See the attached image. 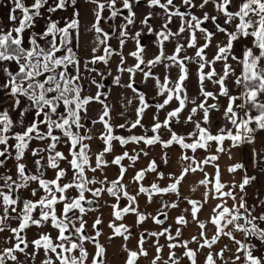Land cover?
Returning a JSON list of instances; mask_svg holds the SVG:
<instances>
[{
    "label": "snow or ice",
    "instance_id": "obj_1",
    "mask_svg": "<svg viewBox=\"0 0 264 264\" xmlns=\"http://www.w3.org/2000/svg\"><path fill=\"white\" fill-rule=\"evenodd\" d=\"M85 2L95 5L92 9L94 22L87 29L96 34L89 59L78 54L81 37L78 0H32L30 5H26L25 0H8L11 5L8 24L0 21V75L3 77L0 101L8 105L0 106V168H5L9 160L15 162V177L8 173L0 175V233H11L6 238L10 246L0 251V264H23L18 253L35 261L41 251L44 257L40 264H107V248L100 242L103 233L98 227L103 221L99 216L95 218L90 235L85 219L88 213L96 210L92 206L105 194L115 201L109 205L113 222L108 225L112 230L108 239L122 237L125 241L122 245L127 253L124 264H138L141 257L150 256L145 247L148 238L153 239L155 248L149 264H182L183 258L189 264H199L200 255H203V264H264V199L257 194L256 201L249 204L246 191L257 177L249 176L245 164L237 162L227 171L230 174L242 171V180L226 182L219 164L222 155L232 159V149L254 146L257 133L264 131V0ZM142 3L150 10L160 11H148L139 20L141 28L133 33L131 28L138 19L136 9ZM0 6L7 5L0 0ZM209 6L211 11L206 10ZM69 7L73 9L71 17H55ZM105 11L109 13L107 17L103 16ZM154 17L161 21L159 29L150 23ZM118 18L122 23L119 26L112 23L109 27L113 35L119 28L116 35L119 51L111 47L108 41L112 37L101 27L102 20L114 22ZM176 21L178 24L173 30L171 25ZM145 34L155 36L153 43L158 52L152 58H146L147 46L142 44ZM218 34L223 38L218 40ZM128 40L135 44V50L128 53L135 61L131 66H126L123 54ZM166 42L173 44L171 54ZM101 46L103 54L97 55ZM213 48L209 56L208 50ZM188 50H192V54ZM113 55L120 57L116 71L128 74L127 83H121V76L116 75L113 84L130 89L139 102L134 120L129 121L124 112L120 113L126 121L122 124L112 122L113 107L106 102L108 93L102 91L104 83L97 81L95 76L85 82L82 74L83 69L105 79L104 73L92 66L98 63L108 66ZM190 65L196 66L194 74ZM157 66L164 70L162 77L154 71ZM172 69L177 70L175 79L170 74ZM108 74L112 75L111 71ZM137 74L141 76V83L153 81L155 95L151 99L155 103H150L146 93L134 86ZM193 75L197 81V95L190 96L187 82ZM206 82H210L214 90H207ZM93 85L96 92L86 94ZM221 98L227 100L223 109ZM93 103L102 105L95 118L90 115ZM127 104H132L131 98ZM153 108L152 122L146 125L143 121ZM161 111H165L163 120L160 119ZM13 112L17 113L15 119ZM184 113L187 114L182 116ZM213 113H220L223 120L215 133L212 128L217 117ZM97 124L101 128L94 132ZM186 125H192L186 133L175 129V126ZM137 128L143 129V133L134 134ZM117 129H124L129 135H118ZM162 130L168 134L167 139L163 138ZM97 140L102 147L93 152L92 142ZM34 141L37 142L35 147L32 146ZM226 141L230 142L227 147ZM117 143L122 149L130 144L144 147H137L132 153L124 150L114 154ZM61 144L67 148V154L58 150ZM156 145L165 151L159 161L152 158L147 167L135 172L133 181L137 191L130 193L123 183L129 167L141 156H150L148 149ZM173 146L180 149L177 160L180 170L166 174L161 165L170 164L171 157L166 150ZM200 150L205 154L203 157L196 155ZM29 154L33 158L32 169L23 162ZM262 157L264 152L253 147L254 166L264 163ZM125 161L130 164L126 165ZM62 162L68 167H61ZM110 166L118 169L112 180L105 171ZM206 166L213 167L211 175ZM48 169L55 171L54 179L46 178ZM259 170L264 172V167ZM197 172L203 174L199 180V186L205 189L202 198L184 197L182 182ZM149 173L155 174L158 181L166 180V186L158 182L145 186L143 181ZM33 183L37 187L31 189V196L37 197L40 190L43 195L36 200L21 199L20 192ZM192 191H196L195 186ZM141 196L146 198L147 205L157 203L156 197L161 198L155 215L140 210ZM165 196L175 199L165 200ZM122 200L126 201L124 206H121ZM213 200L217 203L211 208L207 221L213 226V235L209 237L206 223L198 214ZM181 203H187L190 211L186 207L175 217L174 231L171 225L164 227L169 211L178 209ZM58 205L61 206L59 210ZM37 209L38 218L33 216ZM129 214L136 217L137 226L148 219L160 226L159 231L145 230L139 234L137 250L127 246L133 235L130 226L115 223ZM189 214L200 232L186 240L182 237ZM9 220H16L17 226L7 225ZM48 223L57 230L55 238L41 233L31 241L27 239L28 229ZM237 233L243 238L237 239ZM222 237L234 248L225 244L215 250L214 246ZM161 238L166 243H160ZM191 244L197 247L192 248ZM88 245L94 246V252H89ZM165 248L168 249L166 259ZM176 249H183L182 255ZM205 249L207 251H202ZM225 253L232 255L226 258Z\"/></svg>",
    "mask_w": 264,
    "mask_h": 264
},
{
    "label": "crops",
    "instance_id": "obj_2",
    "mask_svg": "<svg viewBox=\"0 0 264 264\" xmlns=\"http://www.w3.org/2000/svg\"><path fill=\"white\" fill-rule=\"evenodd\" d=\"M77 6H78L79 11H80V21H81V29H80L81 37H80V47L78 49V54L83 59H89L91 57V48L93 47V40H94V37H95L96 34H95L94 31H91V32L87 31V29L90 28L91 24L94 22V16L92 14V9L95 7V5L88 4V3L85 2V0H78V5ZM206 10L211 11L212 10L211 6H209ZM144 12H145L144 13V15H145V14H147L148 10L144 11ZM154 12H156V11H154ZM108 15H109V13L107 11H105L103 13V16H105V17H107ZM143 16L138 19V23L136 24V26L134 25V28H133V31H132L133 33L141 28L139 20L142 19ZM157 19H158L157 17H154L151 20L152 22H150V23L155 28L159 29L160 24L158 23ZM121 23H122V20L120 19L118 21V25L117 26H119ZM118 32H119V28H118ZM145 32H146V30H145ZM117 35H118V33H117ZM142 38H144L145 41H146L147 57H152L153 54L158 52V49H157L156 45L153 43L155 41V36H151L150 37V36L145 34ZM108 43L111 46L114 45L116 47V49L120 50L119 49V42H118L116 36L114 38H111L108 41ZM102 48H103V46H101V50L96 53L97 55H102L103 54ZM134 50H135L134 42L132 40H128L127 43L125 44L124 48H123V54H124V56L127 59V65L126 66H131V65L134 64L133 58L128 55L129 52L134 51ZM167 51H169V47H167ZM111 71H112V75H111L112 78L114 76H116V75H120L121 76V83H127L128 82V74L127 73L120 74V73H118L116 71V69H112ZM159 71H158V75H160L162 77L164 72H163V70L161 68L159 69ZM92 76H95L97 81H99L101 79V77L98 76V75L93 74ZM2 79H3V77H2V75H0V80H2ZM87 80L88 79H86L85 82H87ZM86 87H87V84H86ZM230 87H231V84H230ZM207 90H209V91L214 90V86L211 85L210 83H207ZM95 92H96V88L93 85V86L90 87L89 91L86 92V94H94ZM2 96H3V93H0V97H2ZM130 98L132 99V104L128 105L127 104V100L130 99ZM106 102L113 107V111H112V116H113V121L112 122H113V124L125 123L126 122L125 121V116L127 117V119L129 121H131L132 120V115H133V113H135V109L138 106V102L136 101V98H134V95L131 92V90L130 89H126V88H122V87H119V86L117 88H115L112 92L110 91ZM209 102L212 103L213 101H209ZM220 103H221L222 109H223V106L226 105L227 100L225 98H221ZM1 104H5V103L3 101H0V105ZM101 108H102L101 104L93 103L92 105H90V109H91L90 115L93 118L97 117L98 114L100 113ZM121 112H124L125 116H121L120 115ZM152 112H154V110L153 111H149L147 113V115L145 117L146 123H148V122L151 123L152 122L151 121ZM163 115L164 114L161 111L160 112V119L161 120H163L164 117H165ZM213 115H215L217 117V119L214 121V123H216V125H217V128L215 129V132H216L218 130V128L223 124V120L220 118V113H213ZM187 126L189 127V125L180 126V127L181 128H187ZM100 128H101V125H99V124L95 125L94 132L99 131ZM182 130H187V129H182ZM125 132H126V130H124V129H117L116 134H121V135H125L126 136ZM184 133H186V132H184ZM162 134H163V138L164 139L168 138V134L167 133H162ZM260 136L263 137V138H260L261 141H258L256 143V145H254V146L252 145V147H250L248 145H244V146H242L240 148L232 149V151H231L232 159H229V156L226 155V154L221 156V159L219 160V164H220V167H221L222 177H223L224 181L231 183L235 179L238 182H240L242 180V176H243V172L242 171H239L237 173L238 174L237 176L235 174H232V176L230 175V178L232 179V180L230 179V181L228 180V177H226L227 174H226L225 171L227 170V168L230 165H233V164H235L237 162H242V163L246 164L247 162L252 161L250 159V157H252L253 147H255L258 151L261 150V152H264V135L260 134ZM229 143L230 142L226 141L225 146L227 147ZM99 145H102L100 141H98V140L97 141H93L92 142V151L93 152L98 151L100 147L99 148H97V147ZM148 150L152 151L151 153H155V154H157V152L162 154V151H165L159 145H156L154 148L148 149ZM166 151L169 154L172 153V156L175 153H179L178 155H180L179 146H173L172 148H170V149H168ZM237 151H239V155H240V157L237 156V158L240 161H238V159L235 160V158H236L235 155L236 154L238 155ZM116 154H119V153H116ZM196 155L198 157H203L205 154L203 153L202 150H200V151H198L196 153ZM10 162H11V160H9L7 162L6 166H9ZM23 162L27 163V160L25 159ZM125 164L127 165V163H125ZM222 164H223V167L221 166ZM142 167L143 166L132 165L131 167H129V170H128V172L125 175L123 183L127 185L128 191L130 193L134 194L137 191V184H136V182L133 181V176H134L135 172L137 170H139V169H142ZM161 170H163L167 174L169 172H178L180 169L177 170V171H173V170H171V169H169L167 167H162L161 166ZM252 170H254L253 167H252ZM105 171L107 173L108 179L112 180V179L116 178L118 169L116 168V166H110ZM206 171L211 175L214 172V169H213L212 166H206ZM196 174H198V176ZM191 175H193V174H191ZM234 176H235V178H234ZM202 178H203V174L199 173V172L195 173L193 176H189V180L188 181L185 180L184 182H182V188H181L182 195L184 197H187V198H190V199L200 200L202 198V196H203L204 191H205L203 186H199V180L202 179ZM156 181H157L156 175L152 174V173H149V174L146 175V178L143 181V183L145 184V186H148L151 182H156ZM166 183H167L166 180L163 181V185L162 186H166ZM194 186L196 187V191L195 192L192 191V188ZM169 199L170 200H174L175 197L174 196H169ZM143 200H146V198L144 196H141L139 198L140 210L143 211V212H147L143 208L144 207ZM105 202H107V203H105ZM114 202H115L114 199L106 194L104 200L101 202V205H102L101 214L104 213V214H108V215L111 214L112 215V208L109 205L114 203ZM215 203H217V201H215V200L211 201L209 204L205 205V207L202 209V211L198 214L199 219L206 223L207 234H208L209 237H211L213 235V226L210 223H208L207 221H208V217H209V215L211 213V208L214 206ZM124 204H126V201L122 200L121 201V206H124ZM186 207L189 208V211H190V206L187 205V203H181L179 208H178V210H177L178 213L175 214L170 219L171 221H167V223H165L164 227H167L166 224L167 225L168 224L169 225H173L174 224L173 221H174L175 217L180 215L181 214V210L186 208ZM147 213H152L153 215H155L156 214V208L150 210ZM120 223H123V224H126V225L130 226L131 231L133 233V235L131 236L133 241L137 240L136 239V233L137 232L148 230L147 228L154 226V223L152 222L151 219H148L143 224L137 226L136 225V217L134 215H132V214H129V215L125 216L122 221H117L116 222L117 225H119ZM190 225L193 226L196 229L199 228L197 223L194 222V221L190 222ZM194 235H198V234H192L191 235L188 232V230H187L184 236H185L186 239H190ZM241 237H242V235H241ZM107 238H108V236H107ZM120 238H122V237H120ZM185 238H183V239H185ZM152 243H153V241H152ZM152 243L148 247L149 252H150V256L148 258H142V260L150 261L152 256L155 255V248L153 247ZM160 243H162V244L166 243L164 238H161ZM220 245H222V244H220ZM220 245H218V246H220ZM224 245L225 244H223L222 247ZM191 247L192 248H196L197 245L196 244H192ZM230 247L234 248V245H232L231 242H230ZM202 251H204V250H202ZM230 255H232V253H226L225 257L227 258ZM198 259H199V264H203V259H204L203 255H200ZM182 264H189V262L187 261L186 258H183Z\"/></svg>",
    "mask_w": 264,
    "mask_h": 264
},
{
    "label": "flooded vegetation",
    "instance_id": "obj_3",
    "mask_svg": "<svg viewBox=\"0 0 264 264\" xmlns=\"http://www.w3.org/2000/svg\"><path fill=\"white\" fill-rule=\"evenodd\" d=\"M137 14H138V19L140 18V17H142L143 15H144V11H156V12H159L160 10L159 9H152V10H150V9H148L146 6H144L143 5V3H142V5L141 6H139L137 9ZM197 14L199 15L200 13L199 12H197ZM158 19V23L160 24L161 23V21H160V19H159V17H157ZM138 19H137V23H138ZM120 19L118 18L116 21H107V20H102L101 21V27L106 31V32H108L109 33V35L112 37V38H114L116 35H117V33H118V27H117V33H116V35H113L112 34V29L109 27V25L110 24H112V23H115L116 25H118V21H119ZM150 22H152V21H150ZM136 23V24H137ZM222 23V22H221ZM136 24H135V26H136ZM177 24H178V21H176V22H174L173 23V25H171V27L173 28V30H175L176 29V27H177ZM133 28H134V26H132V28H131V31H133ZM223 37H222V34H218V36H217V39L219 40V39H222ZM142 44H144V45H146V41H145V39L144 38H142ZM166 46L167 47H169V51H168V53L169 54H171L172 53V51H173V44L172 43H170V42H166ZM114 50H117V51H119L118 49H116V47L113 45V46H111ZM188 52H189V54H192V50H188ZM213 52H214V48L213 49H210V50H208V54H209V56H211L212 54H213ZM146 58H152V57H146ZM119 60H120V57L119 56H117V55H113V57L111 58V60H110V62H109V65L108 66H105L104 64H102V63H98V64H96V65H93L92 67H95V68H97L100 72H102V73H104V77H105V79H100L99 80V82H102V83H104V89H102V91H104V92H107L108 93V95H109V93H110V91L112 92L115 88H117L118 86L117 85H115V84H113V78L111 77V75H109L108 73H109V71H111L112 69H117V64L119 63ZM133 62L135 63V61H134V59H133ZM162 69L163 70V68L161 67V66H157V68L154 70L155 71V73L156 74H158V71H159V69ZM217 68H218V70H219V65H217ZM190 69H191V71L193 72V74L195 73V71H196V66L195 65H190ZM160 72V71H159ZM163 72H164V70H163ZM176 72H177V70L176 69H172L171 70V77L173 78V79H175L176 78ZM111 73H112V71H111ZM82 74H83V76L85 77V81H86V79H89L90 78V76H92L93 74H95V73H91V74H89L88 72H86V71H83V69H82ZM188 83V92H189V95L190 96H195V95H197V81H196V78H195V75H193L192 76V78L187 82ZM207 83H210V82H206V84ZM211 84V83H210ZM137 89H138V91H142V92H144V93H146V98L149 100V102L150 103H155V101H153L151 98L155 95V90H154V88H153V81L152 80H149L148 82H147V84H144V83H141V76H140V74H137V76H136V83H135V85H134ZM134 95V94H133ZM102 99H103V97H102ZM136 101L138 102V98H136ZM139 103V102H138ZM2 105V104H1ZM5 105H7V103H5ZM154 110V108L153 109H149V111H153ZM148 111V112H149ZM162 113L164 114L163 116H165V111H162ZM187 113H184V114H182V116L183 115H186ZM147 115V114H146ZM197 118H199V117H197ZM135 119V113H133V115H132V120H134ZM143 123H145L146 125H150L151 123H146V120H144L143 121ZM192 128V125H189V127L187 126V128H181L180 126H175V129L178 131V132H187V131H189L190 129ZM217 128V125H216V123H214V126H213V128H212V131H213V133L215 132V129ZM182 129H187V130H182ZM133 133L134 134H136V135H140V134H142L143 133V129H140V128H137V129H134L133 130ZM162 133H166V132H163V130H162ZM125 134H126V136L127 135H129V133L126 131L125 132ZM118 135H121V134H118ZM149 135H151V133H149ZM258 135H260V133H257V136ZM125 136V135H124ZM99 147H102V145H99L97 148H99ZM137 147H144L143 145H139V146H137V145H134V144H130V145H128V146H126V149H122V148H120V146H119V144L117 143L116 144V152L114 153V154H116V153H121V152H123L124 150H128L130 153H132V150L133 149H135V148H137ZM150 151V150H149ZM152 151H150V156H148V157H143V156H141L140 157V159L136 162V164H135V166H143L144 168L145 167H147V165H148V162L152 159V158H156L158 161H159V158H160V153H158L157 152V154H155V153H151ZM260 152H261V150H260ZM169 154V153H168ZM179 153H175V154H173V156H172V153L171 154H169V156L171 157V160H170V164L168 165V166H163V165H161L162 167H167V168H169V169H171V170H173V171H177V170H179L180 169V164L179 163H177V160H178V157H179V155H178ZM252 158V157H251ZM109 159H111V156H110V158ZM262 159H264V157H262ZM124 163H127V164H130V162L129 161H125ZM13 163L12 162H10V165H9V168H10V166L12 165ZM27 166H28V168L29 169H32L33 168V166H29L28 164H27ZM222 167H223V164L221 165ZM245 166H246V170H247V174L249 175V176H256L257 177V180L256 181H254L250 186H248L247 187V189H246V191H247V195H248V202H249V204H252V203H254L255 201H256V195L258 194L259 195V198L260 199H264V174L263 173H261L257 168H256V166H254L253 165V163H252V161H250V162H247L246 164H245ZM251 166V167H250ZM142 167V168H143ZM252 167L254 168V170H252ZM8 168V169H9ZM11 171L10 172H7L8 174H12L14 177H15V166H14V168H13V171H12V169H10ZM13 172V173H12ZM226 172V174H227V176L226 177H228V180L230 181V175L232 176V174H230L227 170L225 171ZM239 171H237L236 173H235V175L237 176ZM198 173V172H197ZM194 175V174H193ZM193 175H190V176H193ZM197 176H198V174H196ZM234 178H235V176H234ZM186 181H188L189 180V176L185 179ZM232 180V179H231ZM156 182H158V183H160L161 185H163V181H156ZM234 182H236V183H239L238 181H236V179L234 180ZM0 183H2V181H0ZM33 186H37L36 184H31V186H30V188L29 189H26V190H31V187H33ZM26 190H23V191H26ZM25 193V192H24ZM23 193V196H22V198L23 199H32V200H36V199H38V198H36V197H34V198H31L30 196H28L26 193L24 194ZM156 199V201H157V203H153V204H151V205H147L146 204V200H143V205H144V210L145 211H147V212H149L150 210H152V209H157L158 207H159V200L161 199L160 197H156L155 198ZM163 199H165V200H170L169 199V196H165V197H163ZM145 203V204H144ZM228 203H229V205H231V203H232V201L231 200H229L228 201ZM101 204V203H100ZM99 206V204L97 203V207ZM96 207V208H97ZM102 207V206H101ZM95 208V209H96ZM101 210H102V208L100 209V211L98 212V214H96V215H94V216H92L89 220H88V223L87 224H89V226H91L92 225V223L94 222V220H95V218L97 217V216H99L101 219H102V221H103V223L101 224L102 225V232L104 231V234H106L108 237L110 236V235H112V230L108 227V225H109V223L110 222H113V216L111 215V214H101ZM177 210L178 209H173V210H170L169 211V219L167 220V221H171L170 219L175 215V214H177L178 212H177ZM39 212V209H37L34 213H33V215H35V214H37ZM187 219L189 220V223H188V225L183 229V237L182 238H185V233H186V231L188 230V232L192 235V234H199V232H200V229L199 228H194L193 226H191L190 225V222H193L192 221V219H191V216H190V214L189 215H187ZM117 221H115V223H116ZM153 222V221H152ZM154 223V222H153ZM167 223V222H166ZM173 223H174V221H173ZM174 225V226H173ZM173 225H171V226H173V231L175 230V227H176V225L175 224H173ZM165 226V225H164ZM166 226L168 227L169 226V224L167 225L166 224ZM100 228V227H99ZM148 230L147 231H159L160 230V226H158V225H156L155 223H154V226L153 227H149V228H147ZM145 231V230H144ZM144 231H141V232H144ZM141 232H137L136 233V239L138 240V237H139V234L141 233ZM241 235L242 234H240V233H237V239H242L243 237H241ZM186 239V238H185ZM137 240L136 241H133V239L132 238H130L128 241H127V246L130 248V249H132V250H137ZM187 240V239H186ZM107 241L108 242H106V244H105V247L107 248V255H108V258H107V264H124V260H125V258H126V256H127V253H125L123 250H122V245L125 243V241H123V238H120V237H116V238H114L113 240H109L108 238H107ZM152 241H153V239L152 238H148L147 239V243H146V245H145V247H149L150 246V244L152 243ZM153 244V243H152ZM220 244H228L229 246H230V241L226 238V237H222L219 241H218V243L214 246V249L215 250H219L221 247H222V245H220ZM192 245V244H191ZM190 245V246H191ZM218 245H220V246H218ZM88 247V250H89V252H94V246L93 245H88L87 246ZM176 251L178 252V254H181L182 255V252H183V249H176ZM204 251H207L206 249L204 250ZM167 253H168V249L167 248H165L164 249V253H163V255H164V258L166 259L167 258ZM226 254V253H225ZM142 258L143 257H141L140 258V260L138 261V264H149V261H145V260H142ZM183 260V259H182Z\"/></svg>",
    "mask_w": 264,
    "mask_h": 264
},
{
    "label": "rangeland",
    "instance_id": "obj_4",
    "mask_svg": "<svg viewBox=\"0 0 264 264\" xmlns=\"http://www.w3.org/2000/svg\"><path fill=\"white\" fill-rule=\"evenodd\" d=\"M2 3H3V5H7V6H6V7H5V6H0V21H2L5 25H7V24H8V21H7V14H8V10H9V8L11 7V5L8 4V0H2ZM25 3H26V5H30V4L32 3V0H25ZM72 12H73V9H72L71 7H69L68 10H67L66 12H65V11H60V12L56 13V14H55V17H56V18H59V17H71ZM17 15H20V13L18 12ZM41 23H42V22H41ZM62 23H63V22H62ZM254 114H255V113H254ZM12 116H13V118L15 119L16 116H17V113H16V112H13V113H12ZM259 133L264 135V131H261V132H259ZM260 138H263V137L260 136V135H258V136H257V142H258V141H261ZM257 142H256V143H257ZM44 143H47V141H45ZM36 144H37V142L34 141L32 146L35 147ZM255 145H256V144H255ZM248 146L252 147V145H248ZM58 150L63 151V152H65V154H67V148H66L63 144H61V145L58 146ZM246 150H247V149H246ZM237 152H238V155H237V154L235 155V156H236L235 160L238 159L237 156L240 157V155H239V151H237ZM109 158H110V157H109ZM248 158H249V157H248ZM250 159L252 160L251 157H250ZM26 160H27V163H26V164H28L29 166H33V164H32V160H33V158L30 156V154L26 157ZM238 161H240V160L238 159ZM11 162H12L13 164L10 166V168H9V166H6L5 168H0V175H3V174H5V173L9 172L10 169H12V171H13V168H14V166H15V162H14L13 160H11ZM61 167H65V168H67L68 165H67L66 163L62 162V163H61ZM250 167H251V166H250ZM260 167H264V163L260 164L259 166H256V168H257L258 170H259ZM8 168H9V169H8ZM259 171H260V170H259ZM260 172L264 174V172H262V171H260ZM12 173H13V172H12ZM91 175H92V173H89V176H91ZM97 175H100V174L98 173ZM54 177H55V171L52 170V169H48L47 172H46V178H48V179H54ZM70 177H71V170L69 169V176H68V178H70ZM65 182H66V181H65ZM35 187H37V186H33V187H31V189H32V188H35ZM24 192H25L28 196H30L31 198H34V197L31 196V190H30V191H29V190H26V191H23V190H22V191L20 192L21 199H23L22 196H23V193H24ZM25 193H24V194H25ZM70 194H74V193H70ZM40 195H43V190H40V191H39V194H38V196H37L36 198L39 199V196H40ZM105 196H106V194L103 195V196L100 198V200L98 201L99 206L96 208V210H95V211H92V212H90V213H88V214L85 216V219L87 220V222H88V220H89L92 216L98 214V212H99L100 209L102 208V207H101L102 205H101L100 203L104 200ZM89 198H91L90 195H89ZM60 207H61L60 205L57 206L58 210H59ZM13 215H14V214H13ZM33 216L36 217V218H38V216H39V212H38L37 214L33 215ZM17 223H18V222H17L16 220H9V221L6 222V224L9 225L10 227H16V226H17ZM98 227H100V229H102V225H100V226H98ZM86 228H87V233H88V234H90V235L93 234V229H92L91 226H89V224L86 225ZM41 233H49L53 238H55V237L57 236V230H56V229H53V228L51 227V224L48 223V224H46V225L43 226V227H39V228H38V227H36V226H32L30 229H28V230H27V239H28L29 241H31V240L37 238L38 235L41 234ZM102 233H103V234H102V236L100 237V242H101L102 244H104V246H105L106 242H108V241H107V235L104 234V231H103ZM10 235H11L10 232L0 233V251H2L3 248H5V247L10 246V244H9L8 242H6V238L9 237ZM31 251H32V249L29 248V249H28V252H31ZM18 255H19L20 261H22L23 264H40V261H41V260L43 259V257H44V253H43V251H41V252L39 253V255H38V257L36 258L35 261H32L30 258L26 257V256H25L24 254H22V253H18ZM107 258H108V255H107ZM9 264H11V262H9Z\"/></svg>",
    "mask_w": 264,
    "mask_h": 264
},
{
    "label": "water",
    "instance_id": "obj_5",
    "mask_svg": "<svg viewBox=\"0 0 264 264\" xmlns=\"http://www.w3.org/2000/svg\"><path fill=\"white\" fill-rule=\"evenodd\" d=\"M0 106H2V107H7L8 105L2 104V105H0ZM86 207H87V206H86ZM92 207H93V208H96V207H97V204L93 205Z\"/></svg>",
    "mask_w": 264,
    "mask_h": 264
}]
</instances>
